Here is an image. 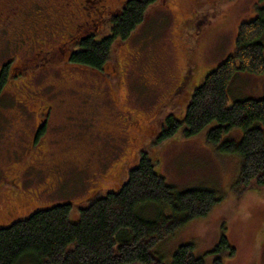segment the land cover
<instances>
[{
    "label": "rangeland",
    "instance_id": "374dc122",
    "mask_svg": "<svg viewBox=\"0 0 264 264\" xmlns=\"http://www.w3.org/2000/svg\"><path fill=\"white\" fill-rule=\"evenodd\" d=\"M109 2L116 5L117 0ZM263 6L264 0H160L155 6L150 4L142 24L114 46L112 69L107 68L102 75L71 65L61 54L62 46L47 58V64H42L43 58H23L17 49L15 58H9L8 52V58L0 60H11L9 65L16 66L15 72L34 70L25 84L35 87L32 93L37 103H51L52 108L36 142L41 152L33 168L35 164L28 162L32 156L28 158L30 153L25 154V150L41 121L35 109L16 105L11 87L14 80L24 82L25 75L14 77L3 88L0 226L60 202L72 204L71 217L75 219L78 207L119 189L128 169L146 153L155 161L156 173L176 189L203 188L219 197L207 217L189 222L157 247L165 263L181 245L192 243L193 253L202 255L224 236L235 254L223 258V264H264V189H245L239 182L240 161L234 156L220 157L225 154L216 152L203 132L185 136L177 129L170 138L159 140L165 121L183 117L203 76L234 50L240 23L252 19ZM106 30L109 27L99 35H106ZM188 50L190 58L184 55ZM191 59L199 66L194 77L165 100L163 95L172 87L169 80L179 76ZM31 61L39 64H29ZM119 69L125 71L123 77L117 76ZM144 70H148L147 83L157 81V86L148 87L141 77ZM119 81H125L121 89ZM18 88L16 92H26L23 85ZM228 92L230 100L264 98V74L238 73ZM123 119H128L126 124ZM140 120L147 121L142 129L122 134L123 124L126 130L129 122ZM225 137L239 140L241 132L234 130ZM55 166L61 171L60 181L53 191H44L46 183L55 182ZM9 174L18 175L15 190L1 186ZM39 187L42 191L35 195ZM9 190L10 198L4 194Z\"/></svg>",
    "mask_w": 264,
    "mask_h": 264
},
{
    "label": "trees",
    "instance_id": "16d2710c",
    "mask_svg": "<svg viewBox=\"0 0 264 264\" xmlns=\"http://www.w3.org/2000/svg\"><path fill=\"white\" fill-rule=\"evenodd\" d=\"M156 2L126 0L111 17L107 34L99 35L106 29L101 28L82 35L67 62L98 75L112 69V49L129 38ZM7 68L0 74V97ZM238 73L264 74V6L240 23L234 50L203 76L183 117L165 121L159 140L177 129L185 136L203 132L207 143L225 154L220 157L240 161L239 182L245 189H264V98L230 100L228 89ZM234 130L241 132L239 140L225 137ZM218 202L214 191L168 184L156 173L155 161L142 153L119 189L78 207L75 219L72 204L60 202L1 225L0 264H223L235 254L224 236L202 255L193 253L192 243L181 245L168 263L156 251L176 230L207 217Z\"/></svg>",
    "mask_w": 264,
    "mask_h": 264
},
{
    "label": "flooded vegetation",
    "instance_id": "af4514ba",
    "mask_svg": "<svg viewBox=\"0 0 264 264\" xmlns=\"http://www.w3.org/2000/svg\"><path fill=\"white\" fill-rule=\"evenodd\" d=\"M125 2L126 0H117L116 5H111L109 0H0V59L8 58L5 57L8 55V52H11V55H9L11 57L9 58L17 57V55H14L17 49V52L21 51L23 53V58H43L41 59L43 60L42 64H47L49 63L47 58L55 55L61 46L63 48L61 49V54L63 57L69 58L70 50L82 35H94V32L98 33L101 28L109 27L111 17L120 10ZM184 24L185 27L189 26L186 23ZM65 53L67 54L65 55ZM190 54L191 52L188 50L184 55L190 58ZM9 63H11V60H0V74L8 66L6 83L8 81L11 82L14 77L21 74L25 75L22 78L24 82L19 83L14 80V84L11 86L14 88L16 105H19L21 108H29L30 110L35 109L39 117L38 122L41 121L38 125L36 124L37 127L32 136L29 137L30 140L27 142L25 150V154L30 153L28 158L30 155L32 156V160L28 162H33L35 164L33 168H36L41 152L36 144L38 142L37 132L44 128L43 124L45 122H48V113L52 106L48 103L43 105L37 103L38 99L32 93V91H36L35 87L28 88L26 86L25 82L28 83L32 79L30 75L32 72L34 73V70L28 71V69H23L18 72L16 70L15 72L16 66H11ZM30 63L33 65L39 64V62L35 61H31ZM198 68L199 66L195 59H191L189 62L186 61L179 76H175L176 78L173 77L172 80H169L172 83V87L165 92L163 98L169 100L174 97V94L179 93L184 88V84L191 77H194V73ZM116 72L119 77H123L125 74V71H121L120 69L116 70ZM147 72L148 70H144V75L141 76L143 80H146V83L149 79L148 77L145 79ZM150 77L152 78V76ZM174 79L176 81H173ZM19 84L24 86L26 92H31L32 94L20 91L16 92L19 89ZM118 84L119 89H121L125 81H119ZM147 85L153 88L158 85V82L153 83L151 81ZM123 120L125 124L128 121V119ZM145 122L147 121L129 122L126 130L123 129V124L121 127L122 134L130 130L139 131ZM147 128H149V125L146 126ZM52 169L55 182L49 185L45 181L46 187H42L44 191H53L55 184L60 181L61 171L59 167L55 166ZM17 178L18 175L9 174L6 177L7 181H5L6 179L2 180L1 186L7 188L12 186V189L15 190ZM24 179L26 180V178ZM42 188L39 187L35 195L39 194ZM4 194L9 197L12 195V190Z\"/></svg>",
    "mask_w": 264,
    "mask_h": 264
}]
</instances>
